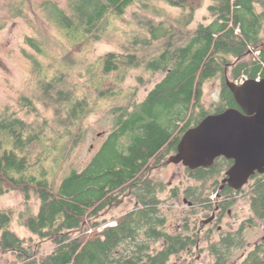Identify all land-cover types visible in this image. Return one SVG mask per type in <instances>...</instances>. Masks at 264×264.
Returning a JSON list of instances; mask_svg holds the SVG:
<instances>
[{
    "label": "trees",
    "instance_id": "1",
    "mask_svg": "<svg viewBox=\"0 0 264 264\" xmlns=\"http://www.w3.org/2000/svg\"><path fill=\"white\" fill-rule=\"evenodd\" d=\"M205 5L206 0H70L65 11L45 3L71 49L47 72L28 56L35 93L20 100L19 112L6 108L0 114V198L17 193L24 199L19 213L0 209V258L12 254L13 264H169L198 247L201 227L190 229L188 220L185 230L193 233L169 232L162 199L166 187L151 174L177 153L189 129L208 115L237 108L227 78L264 79V0H210L209 17L193 26ZM167 8L180 14L173 17ZM116 35L123 38L120 51L90 60L89 47ZM27 43L45 54L38 41ZM135 71L142 83L143 75L163 74L141 102L137 89L124 86ZM217 77L223 79L222 102L208 112L204 87ZM106 102L114 105V121L104 144L84 168L69 167L87 138L88 119ZM41 105L49 117L38 110ZM232 163L219 158L211 168L186 169L200 183L185 190L186 199L212 213L217 203L233 208L245 193L252 215L264 220V174L237 194L229 187L219 190ZM213 179L215 198L205 193ZM178 196L174 190L171 198ZM130 197L137 206L116 225L100 221ZM32 199L39 203L37 212ZM16 218L32 237L51 242L53 251L41 256L37 245L21 239L12 230ZM244 230L223 232L219 241L209 242L213 264H228L244 250ZM240 264H264V241Z\"/></svg>",
    "mask_w": 264,
    "mask_h": 264
},
{
    "label": "rangeland",
    "instance_id": "2",
    "mask_svg": "<svg viewBox=\"0 0 264 264\" xmlns=\"http://www.w3.org/2000/svg\"><path fill=\"white\" fill-rule=\"evenodd\" d=\"M4 1L5 0H0V114L3 113L6 108L19 112L20 100L24 97H33L35 93L34 66L28 56L37 59L47 72L46 69L54 60L58 59V61H61L71 49V44L64 37V34L61 33L52 22V17L56 16L55 11H50L48 8L44 7L45 3L50 2L57 5L62 10L67 11L70 0H28L27 5H30L29 9H27L25 3L23 4L24 8H22L19 0H17V4H15L14 8L8 7L7 9L6 6H4ZM209 3L210 0H206L205 7L197 12L193 26H197L207 19L206 17H209ZM154 5L159 8L160 3H155ZM20 7L22 8L21 10ZM136 9V6L131 8L127 16L131 17ZM167 11L169 14L171 13L173 17L180 14V11L175 9L167 8ZM27 39H34L41 43L45 54L40 55L36 53L28 45ZM122 43L123 38L119 35H116L113 39H105L94 43L88 48L90 53L89 58L90 60H95L105 53L111 51L118 52L121 50L120 46ZM140 74V71L132 72L124 83L126 90L130 89L134 92V90L137 89L136 100L138 102L143 101L151 89L163 78L162 73L155 75L153 78L149 75H143L144 83L146 81L144 84L138 81V76H140ZM243 77L244 76L235 81L231 78L227 79L236 84V81H241ZM149 79L151 80L147 82ZM245 83L246 80L238 85L241 86ZM222 90V77L214 78L205 84L203 107L206 111L212 112L213 108L221 104ZM111 104H109V102L103 103L102 109L90 116L86 123L87 138L71 156L69 167L72 165L78 170L84 168L104 144L107 135L113 127L114 116L111 109L114 105ZM38 110L49 117V115H47L48 111H46L42 105L38 107ZM151 176L153 179L165 184L166 190L164 194H162V199L164 200V211L168 219L167 227L171 234L193 233L185 230L187 220L190 229L193 230L196 229L197 226H206L202 233L203 238L199 241L198 247L174 256L169 264H213L214 258L208 250L209 242L219 241L220 235L218 231H215L213 235H208L209 229L214 227L211 226L210 228V226L204 224L205 221L209 220L212 213L206 211L201 206L194 207L193 204L185 201V190L192 186H198L200 183H197L188 176L184 166L181 164H171L169 161L163 167L154 170ZM213 182H215V179L206 184L205 193L211 198H215L216 196L211 190V184H213ZM174 190L178 191L179 196L171 198ZM245 195L244 193L238 197L236 204L232 208L231 214L227 215L221 224L224 232L235 231L242 227L245 229L244 237L247 244L244 250L237 251L233 255L228 264H240L250 250L264 241V220L255 218L252 215L249 196ZM23 205L24 199L17 193H10L0 198L1 210L12 209L19 213L24 210ZM38 206V201L32 199V207L35 212H37ZM136 206L137 202L135 199L132 197L126 198L122 205L107 211L100 218V221L106 220V226L116 225L117 218L132 211ZM12 230L28 244L37 245L41 256L51 253L54 249V245L51 242H41V240L36 237H32L25 228L18 224L17 218L12 224ZM214 230H216V228H214ZM163 246V243L158 245L159 248ZM15 260L16 258L12 254L3 255L0 258V264H13Z\"/></svg>",
    "mask_w": 264,
    "mask_h": 264
},
{
    "label": "water",
    "instance_id": "3",
    "mask_svg": "<svg viewBox=\"0 0 264 264\" xmlns=\"http://www.w3.org/2000/svg\"><path fill=\"white\" fill-rule=\"evenodd\" d=\"M226 85L239 109L208 115L189 129L169 163L195 171L225 158L233 165L225 172L221 188L227 185L240 191L251 178L264 174V79L241 86L227 79Z\"/></svg>",
    "mask_w": 264,
    "mask_h": 264
},
{
    "label": "flooded vegetation",
    "instance_id": "4",
    "mask_svg": "<svg viewBox=\"0 0 264 264\" xmlns=\"http://www.w3.org/2000/svg\"><path fill=\"white\" fill-rule=\"evenodd\" d=\"M20 1V6H22V8H24V3H25V6L27 7V9H29V7H30V5L28 6L27 5V3H28V0H19ZM17 2V0H5L4 1V6H6V8L8 9V7L10 8V7H12V8H14L15 7V4H17L16 3ZM22 4V5H21ZM21 7H20V10L22 9ZM237 108L239 109V107H238V105H237ZM232 165H233V163H232ZM231 165V166H232ZM187 169V168H186ZM225 178V177H224ZM223 178V179H224ZM223 179H221V182H220V191H224V189H225V187H229V186H225L224 187V189H222L221 187H222V180ZM246 187V186H245ZM244 187V188H245ZM230 188V187H229ZM243 188V189H244ZM232 189V188H231ZM234 190V189H233ZM234 191H236V190H234ZM237 192L238 191H236V193L235 194H237ZM223 195V194H222ZM222 195L221 194H218V198H221L222 197ZM240 196V195H239ZM238 196V197H239ZM185 201H187L188 203H191V204H193L191 201H188L187 199H185ZM251 209V208H250ZM231 212H232V208H230V209H227V210H225V209H222V208H220L219 206H218V203L216 204V209H215V211H213L212 212V215H211V217L209 218V222L208 223H206L207 221H205V225H208V226H210V228H211V226H213L214 228H216V230H214V228H211V229H209V233H208V235H213L214 233H215V231H218L219 232V235L221 234V233H223L224 232V230H223V227H222V223H223V221H224V219L226 218V216L227 215H229V214H231ZM252 213V212H251ZM205 227L206 226H204V225H202L201 226V231H200V234H202L203 232H204V230H205ZM239 230V229H238ZM235 231H237V230H235ZM235 231H230V232H235Z\"/></svg>",
    "mask_w": 264,
    "mask_h": 264
},
{
    "label": "built area",
    "instance_id": "5",
    "mask_svg": "<svg viewBox=\"0 0 264 264\" xmlns=\"http://www.w3.org/2000/svg\"><path fill=\"white\" fill-rule=\"evenodd\" d=\"M245 80H247V78H246V77H243V79H241V81H236V83H237V84H240V83H242V82H245Z\"/></svg>",
    "mask_w": 264,
    "mask_h": 264
},
{
    "label": "bare ground",
    "instance_id": "6",
    "mask_svg": "<svg viewBox=\"0 0 264 264\" xmlns=\"http://www.w3.org/2000/svg\"><path fill=\"white\" fill-rule=\"evenodd\" d=\"M237 84V83H236ZM238 85V84H237ZM214 107V106H213ZM214 109V108H213Z\"/></svg>",
    "mask_w": 264,
    "mask_h": 264
}]
</instances>
